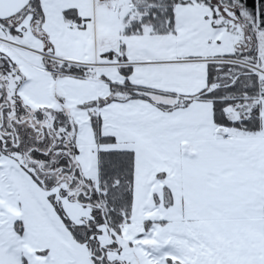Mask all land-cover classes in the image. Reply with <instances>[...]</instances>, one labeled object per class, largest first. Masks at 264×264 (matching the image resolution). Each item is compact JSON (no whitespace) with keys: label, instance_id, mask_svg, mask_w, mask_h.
Masks as SVG:
<instances>
[{"label":"snow or ice","instance_id":"1","mask_svg":"<svg viewBox=\"0 0 264 264\" xmlns=\"http://www.w3.org/2000/svg\"><path fill=\"white\" fill-rule=\"evenodd\" d=\"M0 264H264V0H0Z\"/></svg>","mask_w":264,"mask_h":264}]
</instances>
